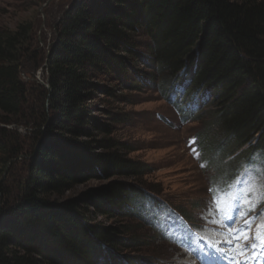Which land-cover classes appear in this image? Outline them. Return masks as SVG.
I'll list each match as a JSON object with an SVG mask.
<instances>
[{
  "label": "trees",
  "instance_id": "16d2710c",
  "mask_svg": "<svg viewBox=\"0 0 264 264\" xmlns=\"http://www.w3.org/2000/svg\"><path fill=\"white\" fill-rule=\"evenodd\" d=\"M138 63L165 75L168 101L186 123L199 120L194 111L211 99L209 127L223 140L197 136V145L219 176L264 157V0H73L46 49L31 23L0 27V167L25 168L0 208V264H128L111 251L124 244L119 230L90 223L87 206L100 216L130 208L146 226L160 221L156 192L124 183L85 202L59 200L93 178L148 173L128 159L126 144L94 140L105 149L96 154L82 141L112 133L97 112L121 120L104 106L120 98L119 86L138 87ZM40 69L49 88L23 80L24 71ZM18 127L32 133L30 147Z\"/></svg>",
  "mask_w": 264,
  "mask_h": 264
},
{
  "label": "rangeland",
  "instance_id": "374dc122",
  "mask_svg": "<svg viewBox=\"0 0 264 264\" xmlns=\"http://www.w3.org/2000/svg\"><path fill=\"white\" fill-rule=\"evenodd\" d=\"M72 1L0 0V27L15 31L20 25L31 23L35 28V37L40 48L46 49L55 36L58 20L67 11ZM141 42L144 49L145 45L150 43L146 38L141 39ZM153 65V63H138L142 71L137 83L138 87L119 86L116 88V93L120 98L111 99L104 106L118 114L121 120L114 122L103 116L101 112H97V116L103 122L112 126V133L95 134L93 140L82 139L94 145L92 152L96 154L104 153L105 149L93 142L94 140L99 142L102 139H114L126 144L124 153L128 159L147 165L148 173L139 179L120 175L93 178L74 186L59 200L85 202L89 194L117 183L148 188L156 192L155 196L165 203L164 206L170 213L161 217L164 219L162 225L146 226L133 215L130 208L123 214L100 216L93 207L87 206L92 212L89 216L90 223L119 230V236L124 244L111 251L122 262H128V264H197L198 262L200 264V260L194 257V248L191 249V246L194 238L201 237L203 231L197 230L187 236L184 233L188 228L187 224L192 223L204 228L208 226L209 219L218 225L217 212L209 218L210 210L215 211L218 205L230 204L237 199L242 201L240 209H243L245 216H243V222L248 219L252 222L257 221L256 225L264 223V170L258 165L244 170L231 183L214 181L226 176H219L214 166H206L203 163L196 143L197 136L202 139L212 136L217 141L223 140L221 132L209 127L213 123L211 112L214 110L211 99L207 100L205 106L194 111L195 117L201 116L199 120L183 122L182 116L174 108L173 103L168 101L170 93L167 91L170 87H163L165 75L157 71ZM22 75L27 84L32 83L35 78L42 86L49 87L42 69L35 74L33 70H26ZM179 109H184L182 104ZM13 127L9 128L14 129ZM17 131L23 138L24 146L30 147L33 142L30 130L18 127ZM214 159L217 164L219 156H215ZM228 161L226 159L225 163ZM24 171L25 168L19 165L3 173L0 167V189L4 185V190L0 193H5L0 199V208L4 207L6 201H10L9 194L17 190L18 182L25 175ZM215 185L220 187L224 185L225 190L214 200ZM258 188L262 190L261 202L255 201V191ZM243 200L252 202L247 205ZM249 209L252 210L249 211ZM179 214L185 216L188 222H184ZM205 238L203 240H208V237ZM238 257L244 259L241 256Z\"/></svg>",
  "mask_w": 264,
  "mask_h": 264
},
{
  "label": "snow or ice",
  "instance_id": "6c2138e0",
  "mask_svg": "<svg viewBox=\"0 0 264 264\" xmlns=\"http://www.w3.org/2000/svg\"><path fill=\"white\" fill-rule=\"evenodd\" d=\"M251 210L249 209V211ZM228 218L231 219V217ZM244 223L245 227L236 229L232 234L235 241L232 252L244 258L243 264H250V261H258L261 257H264V223L256 225L254 233L250 231L253 222L245 219ZM236 233L239 234L237 235ZM228 242L231 244L233 240H229ZM216 251L220 253L221 250L216 249ZM230 259L234 260V264H241V261L235 260L234 256L230 257Z\"/></svg>",
  "mask_w": 264,
  "mask_h": 264
},
{
  "label": "bare ground",
  "instance_id": "6f19581e",
  "mask_svg": "<svg viewBox=\"0 0 264 264\" xmlns=\"http://www.w3.org/2000/svg\"><path fill=\"white\" fill-rule=\"evenodd\" d=\"M179 260V259H178ZM182 262V261H181Z\"/></svg>",
  "mask_w": 264,
  "mask_h": 264
},
{
  "label": "water",
  "instance_id": "95a60500",
  "mask_svg": "<svg viewBox=\"0 0 264 264\" xmlns=\"http://www.w3.org/2000/svg\"><path fill=\"white\" fill-rule=\"evenodd\" d=\"M49 88V87H48Z\"/></svg>",
  "mask_w": 264,
  "mask_h": 264
}]
</instances>
